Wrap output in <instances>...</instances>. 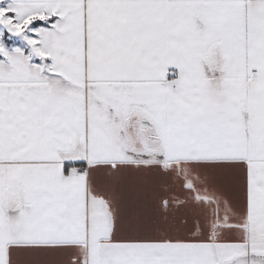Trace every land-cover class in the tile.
Returning a JSON list of instances; mask_svg holds the SVG:
<instances>
[{"label":"snow or ice","instance_id":"6c2138e0","mask_svg":"<svg viewBox=\"0 0 264 264\" xmlns=\"http://www.w3.org/2000/svg\"><path fill=\"white\" fill-rule=\"evenodd\" d=\"M0 264H264V0H0Z\"/></svg>","mask_w":264,"mask_h":264}]
</instances>
